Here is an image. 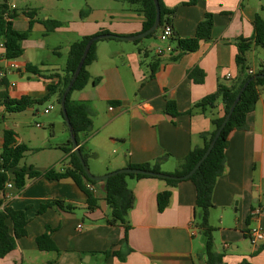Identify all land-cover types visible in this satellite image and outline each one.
<instances>
[{"label":"crops","instance_id":"0c3cea01","mask_svg":"<svg viewBox=\"0 0 264 264\" xmlns=\"http://www.w3.org/2000/svg\"><path fill=\"white\" fill-rule=\"evenodd\" d=\"M192 1L162 0L167 9L175 12L171 24L176 38H193L207 14L214 18L212 39L202 41L196 52L184 54L176 61L168 55H156L155 49L164 46L159 40L160 32L150 38L159 42L154 49L150 41H144L146 38L140 43L119 39L98 41L97 60L88 68L92 79L84 90L74 92L70 98L72 103L85 104L90 110L92 131L87 138L80 136L79 146L86 147L87 164L94 176L127 169L130 164L153 166L161 159L160 169L164 174L176 173L188 154L202 146V135L213 131L212 120L224 115L221 102L206 112L195 109L189 115L188 111L215 93L220 85L229 86L238 78L237 42L254 36L256 18L260 16L264 20V0ZM8 5L11 9L14 4ZM85 5L84 17L81 13L85 10L79 8L66 22L51 18L41 21L39 10L34 17L36 23L31 36L41 27L45 37L62 36L56 46L60 51L53 53L58 60L48 58L43 45L45 38L31 45L34 41L30 36L23 42L24 55L16 61L3 59L4 51L0 49V68L7 74L12 98L45 97L47 86L57 84L58 75H64L71 45L81 38L106 33L132 37L142 33L146 18L139 3L108 0L97 5L90 0ZM18 18L13 21L14 29L27 31L29 18L23 14L26 24L23 30L17 27ZM47 20L59 21L61 25L47 32L44 25ZM14 63L18 70L10 69ZM27 63L38 66L44 76L26 73ZM153 64L158 68L152 77ZM261 66H264V49L254 47L247 53V67L256 72ZM195 68L204 72L201 84L189 77ZM57 100L56 95L47 102L54 101L51 105L54 109L58 105L61 111ZM169 100L176 103L180 116L172 117L166 112ZM34 108L21 113L40 115ZM45 110V115L51 113L46 114ZM1 112L5 126L0 147L5 129L17 134L18 144H25L19 136L20 124L13 122L10 126L6 122L13 118L10 115L20 113ZM60 114L63 118L60 142H51L57 126L50 122L49 135L42 137L45 146L40 152L44 156L21 166L40 172L50 169L63 172L70 167L69 156L60 147L71 140V134ZM127 183L135 204L128 215L130 228L126 236L123 226L108 223L111 210L105 201L103 182L92 187L98 207L89 210L87 196L71 179L28 177L24 188L13 189L11 199L5 203L24 212L27 234L17 239L16 249L0 264H205L204 240L195 227L200 211L196 207L193 183L187 179L174 188L154 178L132 179ZM168 189L172 192L170 204L159 212L157 196ZM49 201H62L73 210L51 206L40 213ZM213 202L210 224L215 229L216 250L224 254V263L264 264V242L254 245L248 235L252 227L264 230V93L247 116V129L235 130L229 136L226 168L215 186ZM260 210V214L254 215ZM48 227L58 253L42 252L38 248L36 240Z\"/></svg>","mask_w":264,"mask_h":264},{"label":"trees","instance_id":"16d2710c","mask_svg":"<svg viewBox=\"0 0 264 264\" xmlns=\"http://www.w3.org/2000/svg\"><path fill=\"white\" fill-rule=\"evenodd\" d=\"M121 1H126L131 4L139 3L141 5L146 18L142 33L154 25L156 20V7L154 0ZM159 2L161 7V26L147 38H155L165 24H171V18L175 14L173 10H169L163 5L162 0H159ZM192 3H195V0H193ZM37 13V9H29L23 12V14L29 18V28L24 32L17 31L14 29L13 21L19 16L18 12L15 9H10L8 0H0V45L3 44V59L7 61H16L22 58L25 53L23 42L28 40L31 36L33 27L36 23L34 17ZM86 13L87 10L82 11V17H84ZM44 25L47 32H53L61 25V23L56 20H47L44 21ZM254 25V36L250 39H239L237 42L238 52L236 55V64L239 68L238 78L229 86L220 85L215 93L205 97L188 111L189 115H191L192 111L195 109H200L203 112H206L209 109L216 108L217 103L221 102L224 115L212 120L213 131L202 135V146L195 148L188 154L179 171L169 174L175 177H183L188 175L195 168L208 150L239 92L251 79H253L249 82L241 95L240 101L226 127L223 129L212 152L201 164L200 168L188 179V181L193 183L196 189V207L199 209L200 214L198 221L195 223V227L204 238L203 257L205 258V264H225L224 254L217 252L215 247V229L210 224V211L215 207L213 202L215 186L219 178L225 172L226 150L228 148L229 136L235 130L247 129V116L255 110L261 95L264 93V78H255L258 75H264V66L259 67L254 74H250L247 67V53L254 47H261L264 49V20L258 16ZM213 26V15L207 14L205 19L197 26L196 34L193 38L179 39L175 37L174 33L171 42L174 44L176 54L171 56V59L176 61L184 54L196 52L200 48L202 41H209L212 39ZM98 35L83 37L71 45L64 69V75H58L59 81L57 84H49L47 86L48 93L43 98L23 96L20 99H14L9 94V80L7 74L0 77V108H3L5 113L9 114L21 113L28 108L44 105L56 95L58 96L57 102L60 104L63 94L73 78L83 56L87 43L93 37ZM140 42L141 40L136 41V43ZM97 43L98 42H95L92 45L82 71L66 100L67 112L78 144L80 143V136H83L84 138L89 136L92 131L93 122L89 107L85 104H74L70 98L74 92L84 90L92 79L88 68L97 60ZM144 52L147 55V50ZM157 68V64L152 65V77ZM1 70L2 69L0 68V72H2ZM25 72L31 75L44 76L42 70L31 63L26 64ZM189 77L194 80V82L201 84L204 80V72L195 68L190 71ZM166 112L172 117L180 116L176 103L171 100L167 103ZM61 113L63 115L62 110ZM72 147L73 143L71 140L66 145L60 147L61 150L68 154L70 167L66 168L63 172H56L54 169L40 172L32 167L26 168L25 166H21L26 153L29 151L28 146L17 143V134L13 130L5 129L3 131V143L0 147V261L16 249L17 239L23 238L27 234L26 225L28 221L24 212L15 210L5 204L4 191L8 182L12 181L15 189L20 191L24 188L28 177H45L49 180L57 181L71 179L87 196L88 209L94 210L98 207V199L95 197L92 187L99 184V182L92 181L86 176L82 163ZM80 152L87 164L89 155L86 152V147L81 146ZM92 156L94 157L95 155ZM161 161H163V159L153 166L148 163L130 164L128 169H142L154 173H163L160 169ZM143 178L159 179L147 175L122 173L103 181L106 193L105 201L111 210V217L108 220V223L111 225L123 226L125 228L126 236L130 228L128 215L135 204L134 194L129 189L127 181ZM162 180L167 183L169 188H174L184 181L174 179ZM171 197L172 192L169 189L158 194L157 204L159 212L166 210L170 204ZM51 206H57L64 210H73V207L65 205L62 201H49L42 206L40 213L44 212ZM51 232V229L48 227L46 233L38 237L36 242L40 251L58 253L59 250L51 237ZM121 258L123 259V257Z\"/></svg>","mask_w":264,"mask_h":264},{"label":"rangeland","instance_id":"374dc122","mask_svg":"<svg viewBox=\"0 0 264 264\" xmlns=\"http://www.w3.org/2000/svg\"><path fill=\"white\" fill-rule=\"evenodd\" d=\"M87 1L90 0H8V4H14L17 7L16 11L19 14V18L16 20L17 27L19 30H23V28L26 26L25 20L23 18V12L29 9L39 10V18L41 19V21L45 20L46 18H51L66 22L67 18H70L75 10L79 8H82V10H86L87 6L85 5V2ZM105 1L108 2V0H94V3H96L97 5H103ZM68 9H70L71 11H67ZM39 29L40 30H35V32L32 34L31 39L34 42H32L31 45H36L38 40L45 38L43 45L46 47L45 49L48 58L58 60V58H55L53 53L56 51H60V49H57L56 46H58V44L60 43L62 36H59L58 34H49L47 37H45L43 28L41 27ZM144 41H150L151 49H154L155 45L159 44V42L155 39L150 40V38H146V40ZM160 47L162 46L160 45ZM53 102L54 101H51L45 103L44 105L36 106L34 108V111H40L41 113L38 116H34V112H28L25 114L20 113L10 115L13 118H8V120L6 121L10 126H13V122H18L20 124V127L18 129L19 136L26 142L25 144L28 146V148L31 149V151L26 154V157L22 161V165L24 162L31 163L37 160L39 157L42 159V157L44 156V154H41L40 152L45 146L42 137L46 133H50V122L55 123L57 126L56 136L54 139H51V142H54L56 144L60 142V139L63 137V118L60 114L61 111L59 106L57 105V107L52 110L49 115H45L43 113L47 106L51 105ZM1 111H3L2 108H0V137L5 126L3 123L4 119L2 117L3 112ZM36 124L42 125V128L36 127ZM87 166L92 173V168L90 167V165L87 164ZM200 239L204 240L202 235L200 236Z\"/></svg>","mask_w":264,"mask_h":264},{"label":"water","instance_id":"95a60500","mask_svg":"<svg viewBox=\"0 0 264 264\" xmlns=\"http://www.w3.org/2000/svg\"><path fill=\"white\" fill-rule=\"evenodd\" d=\"M154 3H155V7H156V20H155V23L154 25L148 29L147 31L141 33V34H138L136 36H132V37H123V36H119V35H115V34H110V33H106V34H100L96 37H93L86 45L85 49H84V53H83V56L78 64V67L75 71V74L73 76V78L71 79L68 87L66 88L64 94H63V97H62V100L60 102V105H61V110L63 112V116H64V119H65V122L69 128V131H70V134H71V141L73 143V148H74V152L76 153V155L78 156V158L80 159L81 163H82V166L84 168V171L86 173V176L92 180V181H95V182H103V181H106L107 179H109L110 177H113V176H116L118 174H122V173H126V174H140V175H147V176H150V177H155V178H159V179H174V180H187L189 179L201 166V164L207 159V157L209 156V154L212 152L217 140L219 139L223 129L226 127L228 121L230 120L238 102L240 101V98H241V95L243 94L244 90L246 89V87L248 86L249 82L252 81L253 79H251L242 89L241 91L239 92L234 104L232 105L229 113L227 114L225 120L223 121L221 127L219 128V130L217 131L213 141L211 142L208 150L206 151V153L204 154V156L202 157V159L198 162V164L195 166V168L186 176H183V177H175V176H171V175H168V174H164V173H154V172H150V171H146V170H142V169H122V170H119V171H115V172H112L108 175H105V176H102V177H97V176H94L84 158H83V155L82 153L80 152V146L78 144V141L76 139V136H75V133L73 131V127H72V124H71V121H70V118H69V115H68V112H67V108H66V100H67V96L68 94L70 93L74 83L76 82L78 76L80 75L81 71H82V68L85 64V61L87 59V56L90 52V49L92 47V45L95 43V42H98L100 40H108V39H119V40H124V41H130V42H134V41H138V40H141V39H144V38H147L148 36H150L152 33H154L155 31H157L160 26H161V7H160V2L159 0H154ZM255 78H264V75H258L256 76Z\"/></svg>","mask_w":264,"mask_h":264},{"label":"built area","instance_id":"2783aa9c","mask_svg":"<svg viewBox=\"0 0 264 264\" xmlns=\"http://www.w3.org/2000/svg\"><path fill=\"white\" fill-rule=\"evenodd\" d=\"M11 9L14 10L16 9V6L13 5L11 6ZM174 36V28L172 26V24H165L162 28H161V32L159 35V39L162 43H164V46L162 47H157V49L155 50V53L158 57H163V56H173L174 54H176L175 49H174V44L171 42L172 37ZM0 49L3 50V44L0 45ZM10 69L13 70H18L19 67L14 63L11 64ZM250 74H254L255 71L253 70H249ZM6 73H4V71L0 72V77H3ZM231 76L228 75V78H230ZM54 109V105H50L46 110L45 113L48 114L50 111H52ZM13 189H15L14 187V183L8 182L6 184L5 187V191H4V200L5 202L7 200H10L12 197V191ZM261 213L260 211H256L254 215H258ZM79 229L82 228V225L78 226ZM248 235L252 241V243L254 245H257L259 243L264 242V230L262 228L259 227H252L250 228Z\"/></svg>","mask_w":264,"mask_h":264}]
</instances>
